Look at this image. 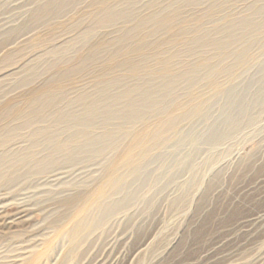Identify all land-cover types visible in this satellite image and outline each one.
<instances>
[{
  "label": "rangeland",
  "instance_id": "rangeland-1",
  "mask_svg": "<svg viewBox=\"0 0 264 264\" xmlns=\"http://www.w3.org/2000/svg\"><path fill=\"white\" fill-rule=\"evenodd\" d=\"M0 142V264H264V0H0Z\"/></svg>",
  "mask_w": 264,
  "mask_h": 264
},
{
  "label": "bare ground",
  "instance_id": "bare-ground-1",
  "mask_svg": "<svg viewBox=\"0 0 264 264\" xmlns=\"http://www.w3.org/2000/svg\"><path fill=\"white\" fill-rule=\"evenodd\" d=\"M2 141V140H1ZM4 141H6V140H4ZM1 143V142H0ZM0 177H2V173H0ZM83 206V205H82ZM85 206H83V207H81V208H79V209H82V208H84Z\"/></svg>",
  "mask_w": 264,
  "mask_h": 264
}]
</instances>
